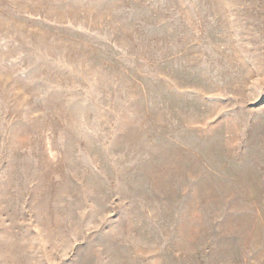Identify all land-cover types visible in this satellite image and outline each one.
I'll list each match as a JSON object with an SVG mask.
<instances>
[{"label":"rangeland","instance_id":"rangeland-1","mask_svg":"<svg viewBox=\"0 0 264 264\" xmlns=\"http://www.w3.org/2000/svg\"><path fill=\"white\" fill-rule=\"evenodd\" d=\"M0 264H264V0H0Z\"/></svg>","mask_w":264,"mask_h":264}]
</instances>
